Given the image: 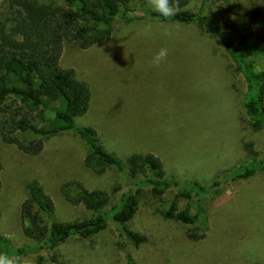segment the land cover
I'll return each instance as SVG.
<instances>
[{"label": "rangeland", "instance_id": "1", "mask_svg": "<svg viewBox=\"0 0 264 264\" xmlns=\"http://www.w3.org/2000/svg\"><path fill=\"white\" fill-rule=\"evenodd\" d=\"M199 2L189 0L181 10L195 12ZM229 3L238 5L239 14L250 6L259 10L257 20L232 34V39L240 57L262 76L264 53L253 57L245 38L264 42V7L260 0ZM128 4L137 12L153 11L147 0H128ZM220 4L210 0L203 12L215 23L227 15ZM133 17L130 22L115 21L110 38L86 50L64 43L61 67L73 69L90 91L89 109L74 125L93 127L104 148L122 162L132 153H151L165 174L202 186L235 170L251 155L263 157L264 134L250 128L242 109L243 80L219 43L198 24L155 22L141 12ZM161 48L169 50L167 61L151 67ZM45 116V120L51 117ZM12 138L21 144L34 139L28 133ZM84 153L73 133L48 138L36 156L0 139V234L12 245L30 243L21 234L18 214L26 195L24 184L30 180L37 181L51 199L58 222L91 215L62 199L61 184L79 182L88 190L101 189L108 194L109 205L118 200L120 176L112 169L102 175L84 169ZM67 190L71 195L78 192L73 184ZM172 195L168 190L153 196L143 189L137 196L127 226L145 237L140 246H132L118 235L114 223H108L89 240L73 238L60 244L54 252L57 261L123 264L122 252L127 251L135 264H264V171L229 180L220 193L204 201V237L198 242L186 239L187 226L162 217ZM187 203L193 213L192 201L180 198L177 208ZM43 264L50 263L45 259Z\"/></svg>", "mask_w": 264, "mask_h": 264}, {"label": "trees", "instance_id": "2", "mask_svg": "<svg viewBox=\"0 0 264 264\" xmlns=\"http://www.w3.org/2000/svg\"><path fill=\"white\" fill-rule=\"evenodd\" d=\"M189 0H181V8ZM195 12L180 10L171 20L151 10L130 8L128 0H3L0 3V139L14 144L22 153L36 156L50 137L73 133L81 141L85 153L82 167L95 175L113 170L121 179V194L109 205L108 194L101 189L88 190L79 182L61 184L58 191L70 205H79L91 213L87 218L58 222L54 206L35 180L24 184L25 198L19 205L21 234L30 241L20 246L0 234V252L35 256V264H61L55 250L63 242L77 238L89 240L108 223L118 227V235L138 247L145 237L127 226L135 214L137 196L149 189L153 196L169 190L172 198L161 212L162 217L187 226L186 239L200 241L205 223L204 201L222 190L229 180L246 179L264 171V156L251 155L231 172L202 186L195 181L179 182L164 173L161 162L151 153L129 154L124 162L107 151L96 130L89 126H75L74 120L84 116L90 103V91L85 82L77 79L71 68H63L60 59L64 43L78 50H86L108 40L115 21L130 22L135 14L155 22L198 24L223 49L230 64L244 83L242 109L253 132L264 134V74L257 76L250 63L244 61L233 42L232 34L245 30L257 20L259 10L250 6L239 14L238 5L220 0L226 18L215 23L205 16L210 0H199ZM264 7V0H260ZM238 3V2H237ZM253 57L264 53V42L256 44L245 38ZM49 113L50 118L44 119ZM28 133L34 139L21 144L12 135ZM0 163V172H1ZM73 184L78 192L67 190ZM193 202L194 212L187 203L181 210L178 199ZM123 264H135L130 253L123 251Z\"/></svg>", "mask_w": 264, "mask_h": 264}, {"label": "clouds", "instance_id": "3", "mask_svg": "<svg viewBox=\"0 0 264 264\" xmlns=\"http://www.w3.org/2000/svg\"><path fill=\"white\" fill-rule=\"evenodd\" d=\"M155 13L163 16L165 20H171L181 10V0H147ZM169 35V33H165ZM169 50L161 48L152 57L151 67L158 68L162 63L167 61ZM0 264H35V259L31 255H17L8 251L0 252Z\"/></svg>", "mask_w": 264, "mask_h": 264}]
</instances>
